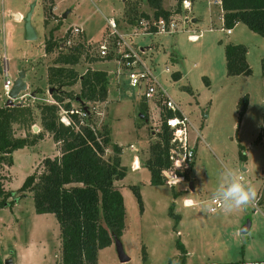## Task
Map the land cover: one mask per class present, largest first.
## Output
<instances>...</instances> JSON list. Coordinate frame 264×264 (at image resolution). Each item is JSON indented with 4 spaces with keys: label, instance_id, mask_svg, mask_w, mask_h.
<instances>
[{
    "label": "rangeland",
    "instance_id": "rangeland-1",
    "mask_svg": "<svg viewBox=\"0 0 264 264\" xmlns=\"http://www.w3.org/2000/svg\"><path fill=\"white\" fill-rule=\"evenodd\" d=\"M162 1L165 9L178 11V0ZM32 6L31 25L36 39L28 40L24 18ZM214 7L208 0H195L191 10L184 12L180 5V13L173 14L180 29L175 33L158 34L142 33L139 29L140 19L145 18L143 13L150 18L153 16L147 0H0V69L6 64L13 80L21 70H26L27 90L13 103L34 108L31 126L13 124L16 137L27 135L32 139L43 129L40 106L54 100L48 75L50 68L60 63L59 53L82 44L80 59L73 66L80 74L88 69L108 71L107 68L112 67L114 70L110 80L108 77L107 87L112 91L110 99L85 102L93 112L90 123L97 130H110L111 141L104 158L111 161L119 158L120 166L125 168L124 177L115 184L120 187L126 207L127 228L121 243L129 260L122 262L115 246L101 249L98 264H147L149 260L152 264H170L169 260L171 264H179L175 246L179 236L187 244L190 255L186 264H264V214L257 209L264 208V77L261 70L264 37L243 23L235 25L228 34L221 29L219 12ZM16 12H21L23 19L17 18ZM64 12L68 13L67 17H62ZM185 15L189 18L183 24ZM193 17L197 20L192 21ZM111 18L116 19L120 32L128 34L126 39L132 46L147 48L146 61L158 82L156 93L147 102L139 93L143 87L129 86L116 64L99 56L97 46L111 31L108 27ZM76 24L84 32L75 36L70 27ZM50 32L59 44L65 38L71 39V46L45 51ZM192 33H202V36L193 41L188 39ZM229 42L247 46L250 74L227 75L225 45ZM176 72H180L181 77L175 78ZM4 78L0 72V107L8 100L2 88ZM63 88L73 91L74 95L81 91L79 80ZM163 90L180 105L190 122L189 140L197 142L193 167L197 171L193 178L196 189L193 191L187 182L174 187L166 183L150 184L146 163L151 145L159 139L158 131H153L160 126L157 100L164 96ZM78 104L71 100L73 109H78ZM145 105L147 122L140 116ZM61 113L63 120L68 119L64 110ZM35 126L39 130H35ZM43 133V138L37 142H42L40 146L28 145V149L17 152V165L11 170L12 166L0 164L2 183L7 191L20 188L28 174L41 173L45 156H60L58 145L56 147L50 140L51 135L46 137L45 130ZM117 144L120 152L114 148ZM132 144L136 149H128ZM240 148L246 160L240 158ZM136 153L140 165L134 169L136 158L131 159ZM226 166L234 168L245 182L256 186L260 196L257 207L233 212L219 207L209 212L208 205L218 186L219 173ZM131 186L139 187L146 202L144 216L140 214ZM173 189L178 191L175 207L181 208L177 211L182 216L176 227L174 219L168 215V208L175 200ZM31 193L25 192L23 203L17 206L14 214L0 211V255L13 254L28 263L55 264L61 249L57 219L35 216ZM185 198L196 201L192 205H196L195 210L186 216L181 206L185 205ZM248 219L253 225L249 232L241 233ZM30 244L34 251L27 247ZM143 247L150 255L147 260L143 259Z\"/></svg>",
    "mask_w": 264,
    "mask_h": 264
},
{
    "label": "trees",
    "instance_id": "trees-1",
    "mask_svg": "<svg viewBox=\"0 0 264 264\" xmlns=\"http://www.w3.org/2000/svg\"><path fill=\"white\" fill-rule=\"evenodd\" d=\"M167 10L162 0H147L155 18L180 13ZM224 10V27L233 28L236 23H243L252 31L264 37V0H221ZM143 16L150 18L146 13ZM60 44L54 39L53 32L45 41V51L53 52ZM82 44L68 47V52L58 55V66L51 67L48 83L53 87V102L40 106V123L43 129L32 139L29 136L16 137L13 124L31 126L33 107L28 104H3L0 107V164L13 165V152L23 147L36 144L43 138V131L51 134L52 140L58 145L60 156H45L42 159L44 169L41 173L34 171L28 174L23 184L16 191H7L0 175V208H13L17 200L31 191L35 212L38 214L52 213L60 226L61 264H98V252L110 246L115 239H121L125 229L126 207L123 195L116 186V178L125 175V168L120 166L119 158H104L105 149L110 144V130H97L92 123V110L88 101H104L108 97V73L103 69H88L80 74L73 66L77 64L82 53ZM247 46L227 43L225 45V65L227 75L246 76L251 73L247 62ZM264 77V59L261 60ZM175 78L181 77L180 72ZM79 80L81 91L78 94L63 87L72 86ZM71 100H75L78 109L85 112L71 113ZM65 101V102H64ZM63 104L62 106L60 104ZM64 110L69 123L61 118ZM77 109V110H78ZM75 110V109H74ZM145 122L148 121L147 105L140 111ZM170 132L163 124L159 139L150 147L151 155L146 167L150 173V184L162 185L166 181L161 175L163 168L169 166L167 151ZM120 152L119 145L114 146ZM240 148V158L246 160ZM1 166V165H0ZM189 179V175L186 174ZM138 201L140 211L143 210V198L138 186H131ZM17 194L12 199L11 196ZM173 197L176 193L173 192ZM168 215L177 224L181 216L168 208ZM179 264H186L187 251L180 238L176 239ZM143 259L147 260L146 250L142 248ZM0 264H4L0 258ZM171 264V260H170Z\"/></svg>",
    "mask_w": 264,
    "mask_h": 264
},
{
    "label": "built area",
    "instance_id": "built-area-1",
    "mask_svg": "<svg viewBox=\"0 0 264 264\" xmlns=\"http://www.w3.org/2000/svg\"><path fill=\"white\" fill-rule=\"evenodd\" d=\"M93 1V0H92ZM193 0H182L181 7L184 12L191 10L193 6ZM208 3L215 6L218 9L219 15L218 19L221 23V29L230 34L232 28H224V10L222 8L221 0H208ZM178 14V13H177ZM189 16H184L185 23L188 20ZM140 32L142 33H151L155 32L158 34H170L177 32L178 23L175 22L174 15H170L169 20H166L164 17L155 18H141L140 19ZM108 27L111 30L105 38L101 39L97 49L99 51V56L104 59H109L111 62L116 64L119 71L125 74L128 85L131 87H143L141 94V99H144L147 102L148 99L153 98L154 94L157 91V77L153 72V69L148 66L146 61V49L144 47H134L126 39L128 34L120 32L117 28L116 19H108ZM71 31L76 36V34L84 32L79 24L72 25ZM212 29V28H211ZM138 31V30H137ZM136 32V34L140 33ZM202 36V33H192L189 34L188 39L197 41ZM71 39L65 38V40L60 43L61 47L71 46ZM6 59V57H4ZM167 70L169 68L167 67ZM1 74L4 75V82L2 88L4 89L5 95L9 98V93L13 85L14 80L11 79L9 68L5 65H2L0 69ZM164 96H160L157 100L158 104V117L160 119L159 128L155 131L162 132L163 124L169 129L170 139L167 151V158L170 162L169 166L165 167L161 171L163 179H165L166 184L174 187L175 184L187 182L188 188L190 186L189 179L191 178V173L193 169V164L195 161L196 155V143L189 140L188 132L190 122L188 118L183 113L180 108V105L176 103L173 99H170L166 92L163 90L162 93ZM79 113L81 116H85V112L77 109H72L71 113ZM61 120L64 123H69L68 119ZM155 127V124L153 125ZM131 149H136L132 144L130 145ZM186 174L189 175V179L186 178ZM193 179V178H191ZM16 191V190H9ZM17 194H14L10 197L12 199ZM260 197V196H259ZM260 200V198H259ZM258 200V201H259ZM17 200L16 202H19ZM185 205L187 200L184 201ZM192 206V205H190ZM213 207L216 209L221 207L220 204H213ZM256 207L258 204L255 205ZM212 213V211H209Z\"/></svg>",
    "mask_w": 264,
    "mask_h": 264
},
{
    "label": "clouds",
    "instance_id": "clouds-1",
    "mask_svg": "<svg viewBox=\"0 0 264 264\" xmlns=\"http://www.w3.org/2000/svg\"><path fill=\"white\" fill-rule=\"evenodd\" d=\"M219 176L218 186L208 205L209 211H216L212 205L217 203L226 212L243 210L258 203L260 197L256 186L250 182H245L237 170L226 166L221 170Z\"/></svg>",
    "mask_w": 264,
    "mask_h": 264
},
{
    "label": "crops",
    "instance_id": "crops-1",
    "mask_svg": "<svg viewBox=\"0 0 264 264\" xmlns=\"http://www.w3.org/2000/svg\"><path fill=\"white\" fill-rule=\"evenodd\" d=\"M193 1H195V0H193ZM192 1V2H193ZM162 6L165 8V5L163 4V1H162ZM54 8H57L56 6L54 7ZM215 9H216V11L218 12V9L216 8V7H214ZM17 13V12H16ZM15 13V15H17ZM20 13V14H19ZM18 14L20 15V17L22 18V13L21 12H18ZM192 19V21H196L197 19L196 18H191ZM20 21V20H19ZM212 21H214V20H212ZM238 23H236V25H237ZM234 28V27H233ZM233 28H232V31H233ZM110 67V66H109ZM111 69H109V68H107L108 69V77H109V80H110V77L112 76V73H113V68L112 67H110ZM110 85V84H109ZM111 90H109V94H108V100L110 99V96H111ZM35 127H37V130H39V127L38 126H35ZM40 132V131H39ZM38 132V133H39ZM47 132V131H46ZM48 134L46 135V137L48 136V135H51L49 132H47ZM37 134V133H36ZM50 139V138H49ZM51 141H52V139H50ZM41 141L37 144H34V145H36V146H40L41 145ZM55 146L57 145V144H55L54 142H52ZM134 145V144H133ZM135 146V145H134ZM57 147V146H56ZM24 149H28V146H25V147H23V149H18V150H15L14 152H13V164L14 165H12V167L10 168V170L14 167V166H16L17 164H16V154H17V152L19 151H23ZM128 149H131L130 148V146H129V148ZM123 153V152H122ZM31 157V156H30ZM29 157V158H30ZM138 158L139 159V154H133L132 155V159L131 160H134L135 158ZM29 160V159H28ZM195 163H196V159H195V161H194V164H193V167H194V165H195ZM197 175V171H194L193 169H192V173H191V178H195V176ZM201 177V176H200ZM149 178H150V173H149ZM182 183H185V182H182ZM119 189H120V187H119ZM196 188H195V182H194V180L192 179V181L190 182V190L191 191H193V190H195ZM17 190V189H16ZM174 190V189H173ZM121 191V190H120ZM174 192H175V190H174ZM176 192H178V191H176ZM175 192V193H176ZM173 193V192H172ZM176 195H177V193H176ZM172 197H173V194H172ZM173 198H175V196L173 197ZM187 200V203L189 202V201H191L192 203H194V202H196L194 199V201L192 200V198H185L184 199V201H186ZM177 201H178V198L176 197L175 198V200H173V203H174V205L172 204L171 206H173V212L174 213H177V214H179V216H181V214L177 211V210H180L181 208L180 207H175V205H177ZM198 202V201H197ZM23 202H22V199L18 202V203H16L14 206H13V208H9V207H6V208H0V211L1 210H3L4 212H6V211H11V212H13V214L15 213V211H16V208H17V206H19V205H21ZM188 204H190V203H188ZM181 206H182V208H185V211H184V215L186 216V214L188 213V215L190 214V212H192V211H194L195 210V206L196 205H194V206H192V208L190 207V206H186V205H184L183 206V204H181ZM170 207V206H169ZM190 208H191V210H190ZM257 209L258 210H260L261 211V213L262 214H264V208H261L260 206H259V208L257 207ZM34 212H35V209H34ZM147 213V205H146V202H144V200H143V210L142 211H140V214L142 215V216H144L145 214ZM35 216H37V217H43V216H48V217H54V215L52 214V213H43V214H38V213H36L35 212ZM193 216H195V217H197L196 216V214H193ZM182 217V216H181ZM55 218V217H54ZM125 218H126V215H125ZM58 222V221H57ZM194 222H195V220H194ZM178 224V223H177ZM177 224H175V227H176V225ZM58 225H59V223H58ZM253 225V221H252V223H251V225H250V228H251V226ZM126 228H127V218H126V220H125V229H124V231H123V233L126 231ZM250 228H249V230H250ZM177 231H180V230H177ZM249 232V231H248ZM59 237H60V226H59V235H58ZM122 236V235H121ZM179 238H180V236H179ZM182 243L184 244V246H185V248H186V251H187V260H188V257H190V255H189V251H188V247H186V243L184 242V241H182ZM31 244H32V242H31ZM31 244L30 245H28L27 247L31 250V251H34V249H33V246H31ZM115 247V242H113L110 246H108V247H105V248H114ZM103 249V248H102ZM101 251V250H100ZM99 251V252H100ZM98 252V253H99ZM12 253H13V251H12ZM146 254L147 255H149L148 254V251H146ZM178 254V253H177ZM8 255H9V257L10 258H12L13 259V263L14 264H39L38 262H36V263H28V262H25V261H21L20 260V258L18 257V256H16V257H14L13 256V254H8L7 253V255H4V256H1L0 255V258L2 259V261H3V263H4V260H6L7 259V257H8ZM57 257L59 258L58 259V261H56L55 262V264H61L62 262H61V252H60V250H59V253L57 254ZM149 257H150V255H149ZM46 258V257H45ZM44 258V259H45ZM43 259V260H44ZM98 259H99V257H98ZM169 263H170V260H169ZM147 264H152V260H149L148 262H147Z\"/></svg>",
    "mask_w": 264,
    "mask_h": 264
},
{
    "label": "water",
    "instance_id": "water-1",
    "mask_svg": "<svg viewBox=\"0 0 264 264\" xmlns=\"http://www.w3.org/2000/svg\"><path fill=\"white\" fill-rule=\"evenodd\" d=\"M33 7L34 6H32L31 9L26 13L27 15L24 18L26 39H28V40L36 39V34L32 28V25H31V16H32L31 13H32ZM67 15H68V13L64 12L62 17H67ZM25 77H26V70H21V72H19V74H18V77L15 78V80L13 82V85L11 87V91L9 93V98L7 100V104H12L14 99H17L23 91L27 90V82L25 81ZM34 129L37 130V127H34ZM134 161L135 162H134L133 167H134V169H136L139 166L140 161L138 160L137 157ZM116 180H118V178H116ZM250 225H251V220L248 219L246 221V223L243 225V227L241 228L240 232L241 233H247L249 231ZM114 242H115V246L117 248V255L119 256V259L122 262L128 261L129 256L124 253L122 243H121V239H115ZM4 264H14L13 259L10 257L7 258L6 260H4Z\"/></svg>",
    "mask_w": 264,
    "mask_h": 264
},
{
    "label": "bare ground",
    "instance_id": "bare-ground-1",
    "mask_svg": "<svg viewBox=\"0 0 264 264\" xmlns=\"http://www.w3.org/2000/svg\"><path fill=\"white\" fill-rule=\"evenodd\" d=\"M16 16H17V18H21L20 15H19L18 13H17ZM22 19H23V18H22ZM139 165H140V164H139ZM138 167H139V166H138ZM193 204H194V203L191 202L189 205H193Z\"/></svg>",
    "mask_w": 264,
    "mask_h": 264
}]
</instances>
